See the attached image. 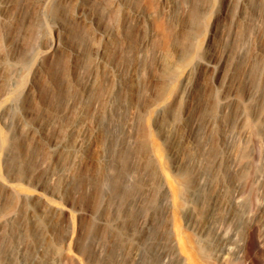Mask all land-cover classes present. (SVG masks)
Masks as SVG:
<instances>
[{
  "label": "rangeland",
  "instance_id": "1",
  "mask_svg": "<svg viewBox=\"0 0 264 264\" xmlns=\"http://www.w3.org/2000/svg\"><path fill=\"white\" fill-rule=\"evenodd\" d=\"M178 234L264 264V0H0V264H188Z\"/></svg>",
  "mask_w": 264,
  "mask_h": 264
},
{
  "label": "bare ground",
  "instance_id": "2",
  "mask_svg": "<svg viewBox=\"0 0 264 264\" xmlns=\"http://www.w3.org/2000/svg\"><path fill=\"white\" fill-rule=\"evenodd\" d=\"M175 206L178 207V204H175ZM175 226H177V224H175ZM177 241H178L179 246L183 252V255L187 259L188 264H199L197 252H196V247L194 245L193 238L190 235L182 236V235L178 234L177 235ZM238 244H239V242H238ZM243 247L245 248V251L249 254H251L252 252L254 253L255 256L260 254V244H259V240L256 236L255 230H253V229L251 230L249 237L247 239V242L243 245ZM244 248H242V249H244ZM230 251H231V247L226 246L224 249V253L227 255V254H229ZM226 258H228V255ZM61 260L64 263L69 264L73 261V256L67 253L62 257ZM256 264H259V262L257 261Z\"/></svg>",
  "mask_w": 264,
  "mask_h": 264
}]
</instances>
